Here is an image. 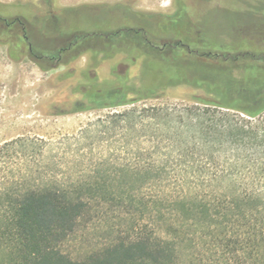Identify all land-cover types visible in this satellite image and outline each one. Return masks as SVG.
<instances>
[{"label":"trees","instance_id":"obj_1","mask_svg":"<svg viewBox=\"0 0 264 264\" xmlns=\"http://www.w3.org/2000/svg\"><path fill=\"white\" fill-rule=\"evenodd\" d=\"M185 1L165 24L195 35L192 40L174 35L176 41L158 46L142 27L147 41L122 33L104 43L128 59L141 58L142 77L135 83L115 73L112 87L83 93L93 105L74 106V113L128 107L99 119L94 130L117 143L114 163L103 158L83 168L75 159L65 173L43 176L32 141L1 147L0 157L18 145L21 166L15 182H0V264H183L179 248L187 243L205 251L210 264H264V52L254 47L264 36L220 46L203 32L211 11L258 14L264 0L196 15ZM8 48L19 60L12 56L18 46ZM245 58L262 65L240 79L228 76L223 65ZM179 85L202 94L185 105L135 106ZM94 212L129 221L133 234L75 258L65 245ZM204 262L195 256L189 263Z\"/></svg>","mask_w":264,"mask_h":264},{"label":"rangeland","instance_id":"obj_2","mask_svg":"<svg viewBox=\"0 0 264 264\" xmlns=\"http://www.w3.org/2000/svg\"><path fill=\"white\" fill-rule=\"evenodd\" d=\"M186 3H191L193 12H206L214 7L210 0H186ZM224 4H230L229 0ZM246 7L243 3L238 5L242 10ZM178 10L179 0H0V19L13 22L11 30L2 29L0 23V149L16 139L32 141L31 150L42 161L43 176L50 175L52 171L58 175L65 173L75 159L83 162V168L103 158L114 163L119 157L117 143L110 134L100 136L94 130H100L97 125L99 119L128 107L74 113V106L82 102L93 105L84 99L83 93L112 87L115 73L138 83L142 77L143 60L128 59L130 54L123 50H107L94 40L68 50L58 60L53 57L67 44L56 38L72 39L79 33L127 26L146 27L149 38L158 46L176 41L174 35L192 40L195 35L175 27L170 29L165 24L177 16ZM16 19L26 26L27 42L21 38V28ZM203 32L208 40L220 46L241 44L249 38L264 36V11L252 14L213 10L204 17ZM72 33L75 35H68ZM258 41L259 45L254 46L258 50L256 53H263L264 40ZM25 44L32 45L31 53ZM10 45L20 49L21 52L12 55L19 60L11 57ZM257 63L262 65L245 58L221 65L229 69L228 76L232 79H240L249 75L251 66ZM195 94H202V90L179 85L169 88L163 98L143 101L135 106L185 105ZM85 131L95 138L84 140L82 133ZM18 157V145L2 153L0 182L17 180L21 166ZM128 226L129 221L94 212L80 222L65 250L79 258L100 249L119 235H132ZM179 251L183 264H190L195 256L210 264L205 251L191 244L181 245Z\"/></svg>","mask_w":264,"mask_h":264},{"label":"flooded vegetation","instance_id":"obj_3","mask_svg":"<svg viewBox=\"0 0 264 264\" xmlns=\"http://www.w3.org/2000/svg\"><path fill=\"white\" fill-rule=\"evenodd\" d=\"M192 1H197V0H192ZM199 1H205V0H199ZM225 1H227V0H210V4L212 6H214V7H211V6L210 7L211 8L219 7V8H232V9H235L237 7V5L239 4V2H241V1H250V2H252L253 0H229L230 4H224ZM185 4L187 6V11L189 13H191V14H195L196 15V14H201V13L205 12L204 10H199V11L193 12V11H191V6H190L191 3L189 4V3H186V1H185ZM15 22L20 25L22 40L24 42H27L26 26L19 19H16ZM0 23H1L2 29L11 30V25H12L13 22L9 23L6 19H0ZM122 33H125V34L128 33L127 36L129 38H133L134 34H137V35L141 34L142 39L144 38L147 41V38L145 37L144 28H142V27L134 28V27H127V26L119 27L116 30L113 29V30H108V31H93L91 33H87V35L76 36V37L74 36L72 39H70V37H58V38H56V40H59L60 43H66L67 46H65L63 48H60L57 51V56L53 57V58H56L58 60L61 59L63 57V54L66 53L68 50H70L73 45H76V44H78L80 42H83V41H86V40H88V41L94 40V41L100 42L102 44H104V43L105 44L113 43L114 41L119 40L120 38H122ZM42 57L43 56H40V58H42Z\"/></svg>","mask_w":264,"mask_h":264}]
</instances>
